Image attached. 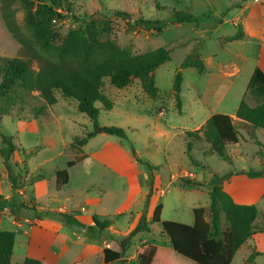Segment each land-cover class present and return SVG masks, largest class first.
Wrapping results in <instances>:
<instances>
[{
	"label": "rangeland",
	"instance_id": "obj_1",
	"mask_svg": "<svg viewBox=\"0 0 264 264\" xmlns=\"http://www.w3.org/2000/svg\"><path fill=\"white\" fill-rule=\"evenodd\" d=\"M69 1L72 5L70 12L64 10L63 17L55 20L54 23L57 32L55 43H59L71 28L78 27L83 24V21L91 19L96 23L100 39L115 38L122 46H130L136 53L161 46H168L171 49L170 59L161 64L155 74L161 94L158 100L149 98L137 79L122 89L110 85L107 80L105 92L112 99L113 108L106 110L101 102L96 103L100 108L98 123L104 126L120 127L126 133L124 137L106 133L108 138L116 140L121 147L117 148V156L123 165L122 171H133L131 162L134 158L140 162L138 170L144 171L139 174V177L132 175L130 178H119L113 173L111 184L116 183V179H120L119 191L123 196L127 192L136 193L133 197V200H136L138 197L137 179L141 178V184L145 183L143 191L151 192L154 187L164 190L161 201L163 202L165 199L163 213L165 219L191 224L194 217L193 208L208 207L210 204V187L208 185L192 186L182 177L183 171L195 175V181L208 184L213 173L232 174L242 171L244 166L248 170L263 169L261 161L264 157V144H259L242 128H239L240 147L230 145L227 149V154L232 158L231 162L220 157L207 144L206 152L194 145L191 153H187L186 144L191 139L187 137L186 130L193 129L200 123L211 108L206 98L200 95L215 83L212 82V77L207 72L204 73L199 69V78L195 73L197 71L187 72V80L182 83L181 90V96L185 103L182 113L176 107V99L172 92L175 75L178 71L182 72L185 67L182 66V63L188 55L191 54L189 59L194 63L192 65L199 68L203 65L199 55L206 58L210 54L218 53L219 57H223L226 55V51L231 52L236 49L238 43L229 45L220 43L216 35L235 33L238 31L237 26L227 21L218 31H214L212 26L215 24L211 23L218 24L221 16L214 18L205 16L207 12L202 10L201 0H197L195 6L199 7L196 8V12L202 27L188 23L181 25L170 23L171 11L173 9L186 11L194 9L193 0ZM213 2L218 4L223 0H213ZM216 4L214 5L218 8ZM118 12L129 15H119ZM232 15L225 14L223 19H231ZM214 16L216 15L214 14ZM8 18L14 19L19 26L24 27L25 8L21 0H0V56L29 57L28 51L17 41L9 29ZM139 18L159 20L167 24L161 32H158L147 29L141 24L136 25L135 20ZM207 28L210 30L206 31ZM204 30L205 33H203ZM238 32L241 33V29ZM204 35H209L210 40L203 45L202 38L204 37L202 36ZM228 39L230 38L228 37ZM223 46L225 48H222ZM252 50V46H245V48L239 46L235 51H239V54L231 55L242 62L245 56L249 59L252 58L250 53ZM33 67L38 69L37 61H33ZM56 94L58 103L53 106L55 118L54 115L49 114L45 117H32L37 111V107H41L43 104L38 92L26 93L17 86L9 96H0V131L14 138L18 144L17 147L20 148L17 153L24 162L29 159L34 164L41 161L44 155L51 153L52 148L45 144L49 139L54 140L57 146L62 149L65 148L63 144L66 142L65 152L71 153L73 152L71 142L95 129L91 119L79 111L75 99L65 98L60 92ZM160 108H163L165 113L157 118V109ZM178 129H182L183 133L178 132ZM105 140L101 139L100 135L94 139L91 138L89 145L84 147V151L91 153L99 148ZM17 168L18 171L25 172L21 165L19 168L18 164ZM172 174L176 179L171 178ZM111 188L115 190V185ZM258 205L263 207L264 202L260 201ZM112 206L110 211L113 221L126 222L132 214L136 216V212L143 209V202L139 206H134V210L126 208V206ZM118 208L123 209V213L114 215ZM221 219L223 228H225L228 225V220L222 209ZM148 225L152 229L150 234L142 231L139 232V237L146 235L157 244L167 242L161 235L162 226L160 223L151 222ZM246 255V247L242 246L232 264H251L258 255V251L253 248L249 255ZM249 256H253L251 260H248ZM258 264H264V252L261 254Z\"/></svg>",
	"mask_w": 264,
	"mask_h": 264
},
{
	"label": "trees",
	"instance_id": "obj_2",
	"mask_svg": "<svg viewBox=\"0 0 264 264\" xmlns=\"http://www.w3.org/2000/svg\"><path fill=\"white\" fill-rule=\"evenodd\" d=\"M21 1L25 8L24 27L19 26L12 18H8L7 23L14 37L28 51L29 57L0 56V96H9L17 86L26 93L38 92L43 105L37 107L35 115L45 113V106L57 103V92L65 98L75 99L79 111L91 119L95 129L73 141L72 145L78 148V154L68 162L67 165L71 167L85 158L86 155L81 152V148L97 133L126 136L125 131L120 127L101 126L98 123L100 108L96 103L101 102L106 110H111L114 105L105 92L106 81L121 89L137 78L145 93L151 99H158L160 90L156 84L155 71L170 59L171 49L168 46H161L136 53L130 46H122L115 38L100 39L96 23L91 19L83 21V24L78 27L71 28L59 43H55L57 36L55 20L63 17L64 10L70 12L71 2L69 0ZM118 14L129 15L124 12H118ZM171 17L172 23L198 24L200 21L196 14L186 10L173 9ZM135 24L161 32L167 23L139 18L135 20ZM241 34L238 33L236 37ZM190 55L185 58L182 66L194 64L189 59ZM33 61H37L38 69L33 67ZM199 69L203 70V65ZM253 78L259 79L264 84V72L261 67L256 68ZM183 80L182 72L178 71L172 88L178 111L182 108L180 93ZM236 117L253 128L264 129V101L256 106H250L242 100L237 108ZM185 133L191 139L186 144L188 154L191 153L194 145L206 152L207 148H204L203 144L208 143L211 150L230 162L232 158L227 154V147L237 143L240 135L232 117L225 113H215L199 129L186 130ZM0 139L7 147V154H11L16 147L13 137L0 131ZM194 162L197 163L195 160ZM245 173L250 177L264 175L263 170H247ZM231 175L213 173L208 184L187 180L195 186L210 187V205L208 208H193L192 224L161 220L162 203H158L151 222L161 224L162 233L168 239L169 247L157 246L149 241L140 244L137 249L138 263L231 264L238 249L256 233L254 222L259 213L255 204L237 203L225 190L224 184L229 181ZM9 178L14 192L8 200L0 195V208L7 205L16 218L20 216L50 217L68 223L73 221L70 215L38 210V204L23 201L20 194L15 191L18 188L16 178L11 173ZM68 181L67 168L56 172L58 189L66 185ZM145 207H147V201ZM221 209L228 220L225 228L221 220ZM94 221L98 228H104L109 223L107 220L100 221L97 216H94ZM142 231H150L145 214L142 215L138 226L128 235V238ZM14 242V231L0 230V264H10ZM120 257L121 252L104 249V263L119 260ZM252 257L249 256L248 260ZM23 264H41V262L27 257ZM74 264L85 263L78 261Z\"/></svg>",
	"mask_w": 264,
	"mask_h": 264
},
{
	"label": "crops",
	"instance_id": "obj_3",
	"mask_svg": "<svg viewBox=\"0 0 264 264\" xmlns=\"http://www.w3.org/2000/svg\"><path fill=\"white\" fill-rule=\"evenodd\" d=\"M196 2L197 0H193V6H195ZM215 2L213 0H201L202 10L207 12L206 15L202 13L203 15L209 18L221 16L218 24L211 23L215 24L212 26L214 27L213 30L218 31L224 23L229 21L234 26H237L238 31L241 29L242 34L236 37L239 33L237 31L229 35L225 33L216 35L220 43H225L226 45L238 43L236 49L231 52L226 51V55H223V57H219L218 53L210 54L206 58L199 55L203 63L202 71L204 73L207 72L212 77V82L215 83L211 84V87L206 92L200 94L210 104V110L207 111L200 123L193 127V129L188 130L199 129L215 113H225L232 117V121L238 130L239 128L244 129L259 144H264V129L253 128L236 117L237 108L242 100L246 101L250 106H256L264 101V84L259 79L253 78L256 68L261 67L264 72V0H223L222 3L218 4ZM196 8L198 9L199 7L195 6L194 9H190L189 11L198 15ZM211 13H214L216 16ZM228 13L233 14V17L231 19H223V16ZM170 23L183 24L172 23L171 21ZM188 24L202 27L200 22L198 24ZM208 30L210 29L207 28L206 31ZM206 31L204 30L203 33ZM202 37H204L202 38L203 45L210 40L209 35ZM228 37L231 39H228ZM239 46L244 48L245 46H252L253 50L250 52L252 58L249 59L245 56L243 61L240 62L235 57H232L231 54H239V51L235 52ZM222 48L225 47L223 46ZM157 70L158 68L155 74ZM194 71H197L195 73L197 78H199L200 74L198 71L200 70L197 66H185L182 70L183 82L187 80V72L194 73ZM136 79L134 78L132 82ZM156 84L159 87L158 82ZM180 97L183 107L185 103L181 93ZM55 104L45 106V113L41 115L32 113V117H45L49 114L54 115L53 117L55 118L56 115L53 111ZM182 110L181 108L179 112L182 113ZM157 111V118L165 113L163 108L157 109ZM178 132L183 133L182 129H178ZM97 135H100L101 139L106 140L96 150L86 153L84 147L89 145V140L91 138L94 139ZM106 135L104 132H99L89 138L87 143L81 148V152L86 155L85 158L71 167L67 165L68 162L73 160L78 154V148L72 145L73 142H71L73 152L67 154L65 152L67 147L66 142L63 144L65 148L62 149L57 146L54 140H47L45 144L52 148V152L44 155L41 161L33 164L29 159L24 162L17 153L20 148L17 147L18 144L14 141V138L13 143L16 147L9 155L7 154L6 145L0 139V195L4 196L7 200L12 197L14 189L9 178L11 173L16 178L18 184V188L15 191L20 194L23 201L38 204V210L62 212L73 218V221L70 223L50 217L26 218L20 216L16 218L7 205L0 208V230L15 232V242L10 264H23L27 257L40 260L41 264H74L78 261H83L85 264H139L137 249L140 244L149 241L157 246L169 247V241L162 233V229L161 235L167 240L164 244H157L146 235L139 237V232L128 238V234L138 226L143 214H145L147 222L151 223L158 203H162L161 220L173 219H165L163 217L165 209V199L163 202L161 201V196L164 193L163 189L154 187L151 192L143 191L142 188L145 183L142 185L141 178H138V197L136 200H133L136 193L127 192L123 196L119 191L120 179H116V183L111 184L113 173L119 178H130L132 175L139 177V174L144 171L138 170L140 162L134 158L131 162L133 171L123 172V165H121V160L117 156V148L121 147L116 140L113 141ZM206 144L209 146L208 143H204V148H207ZM231 145L240 147V140ZM113 146L116 148H113ZM18 164L19 168L20 165L24 167L25 172L18 171ZM261 164L264 171V157ZM26 167H28V170H26ZM64 168L68 169L69 181L58 189L56 185V172ZM247 170L244 166L242 171L233 172L229 181L224 184V188L233 197L235 202L255 204L258 207L259 213L254 222L256 233L242 245L246 247V256L249 255L250 250L256 248L258 255L253 259L251 264H258L260 256L264 252V206L259 207L258 205L260 201L264 202V175L250 177L245 173ZM182 177L185 180H196V176L187 171H183ZM171 178L176 179L173 174ZM113 185H115V190L111 188ZM146 201L147 207H145ZM141 202H143V209H139L136 212V216L132 214L126 222L122 220L113 221L111 218L112 213L110 209L113 207L112 205L126 206V208L134 210V206H139ZM122 213L123 209L118 208L115 214H113L119 215ZM94 216H97L100 221L107 220L109 222L108 225L104 228H98L94 221ZM151 230L150 227V231L145 232L150 234ZM104 249L121 252L120 259L104 263Z\"/></svg>",
	"mask_w": 264,
	"mask_h": 264
}]
</instances>
